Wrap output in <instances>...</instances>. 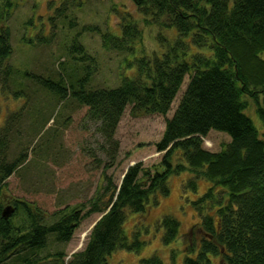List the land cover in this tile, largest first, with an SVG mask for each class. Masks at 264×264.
I'll list each match as a JSON object with an SVG mask.
<instances>
[{"label":"trees","instance_id":"16d2710c","mask_svg":"<svg viewBox=\"0 0 264 264\" xmlns=\"http://www.w3.org/2000/svg\"><path fill=\"white\" fill-rule=\"evenodd\" d=\"M133 1L144 23L161 29L160 50L149 57L137 56L142 34L131 17H124L120 34L102 36L105 50L128 55L116 87L90 88L97 63L77 40L67 49V56L76 62L73 74L61 75V69L53 79L22 73L38 90L52 96L56 106L46 118L51 107L39 106L18 84L13 96H23V102L6 114L0 128V193L5 181L28 159V147L19 141L17 155L8 161L22 116L26 115L37 140L66 101L74 109L85 108V121L95 124L101 138L112 144L107 152L112 161L118 148L114 135L126 107L133 117H165L188 77L177 109L165 120L163 136L156 144V152L163 153L161 162L151 168L141 163L128 167L119 187L104 175L105 185L97 197L87 206L56 213L49 225L35 204L9 202L14 212L6 219L1 216L6 206L0 205V264H108L118 250L138 252L143 244L137 238L128 242L123 233L127 212L145 214L150 205L158 204V198L168 196L169 179L185 172L192 176L185 190L195 192L200 180L211 187L193 203L201 238L189 242L187 250L195 255L185 258L184 264H264V131L257 130L245 115L250 101L264 125L259 101L264 97V0ZM13 7L11 0H0V90L6 93L8 83L15 85L14 69L7 64L13 49L6 23ZM21 42L30 48L49 45L50 34H24ZM210 132L229 138L217 153L203 148ZM92 214L101 217L82 252L70 255L66 263L63 252H50V238L68 244L79 221ZM159 227L165 245L178 238L180 224L173 217H165ZM142 264L161 263L153 257Z\"/></svg>","mask_w":264,"mask_h":264},{"label":"rangeland","instance_id":"374dc122","mask_svg":"<svg viewBox=\"0 0 264 264\" xmlns=\"http://www.w3.org/2000/svg\"><path fill=\"white\" fill-rule=\"evenodd\" d=\"M11 2L14 7L10 9L11 15L6 24L10 31L13 52L7 64L14 69L15 85L8 83L7 93L0 90V128L6 114L19 109L23 102V96H13V93L19 90V83L25 88L24 93L33 96L32 101H37L42 108L51 107L45 116L54 113L55 99L38 90L31 81L25 80L21 75L27 71L56 79L61 69V75L73 74L72 69L76 62L67 56V49L74 40L80 42L85 54L93 57L97 63L90 81L92 89L113 88L119 84V76L124 70L122 63L128 55L105 50L102 47V36L108 33L120 34L124 17H131L142 34V45L136 46L137 56L144 53L149 57L153 52L160 50L157 36L161 29L144 23L133 0ZM28 20L30 24H26ZM38 32L50 34L49 45L33 48L23 45L21 39L24 34L30 37ZM261 58L264 59V54ZM188 81L189 78L186 77L170 112L165 117H133L130 107H126L114 135L118 148L112 161L107 155V152L112 150V144L101 138L95 124L85 121V108L74 109V105L66 101V105L59 109L54 122H50L46 127L48 131L42 137H37V140L30 133L31 126L28 125L30 122L25 118L26 115L22 116L20 135L12 137L8 161H12L17 155L19 141L28 147V159L5 181L0 193L2 208L10 205L9 202L13 200L35 204L46 214L49 225L57 218L53 217L56 213L65 214L79 209L81 205L87 206L91 199L97 197L105 185L104 175L110 177L113 184L119 187L128 167L141 163L144 168H151L159 164L163 153L156 152V144L163 136L165 120L170 119L177 109ZM259 101L264 107V97H259ZM27 108L26 104L25 110ZM245 115L251 119L257 130L264 131L256 107L250 101ZM228 143L229 138L226 135L210 132L203 139V148L217 153ZM179 159L180 157H176V161ZM182 163L184 164L183 161ZM191 178L189 172L172 176L169 179L167 197L158 198V204L150 205L145 214L127 212L123 233L128 242L137 238L143 244L142 248L138 252L118 250L109 257L108 264H142V261L153 257L158 258L161 264H184L185 258H193L195 254L187 250L188 244L192 239L201 238V234L196 230L200 217L193 203L207 192L211 184L200 180L197 182V190L190 192L185 190L184 186ZM85 211L80 212V215ZM168 216L176 219L180 228L178 238L165 245L162 241L164 231L159 225ZM100 217L101 215L92 214L80 220L68 244H57L50 238V252H63L65 263L70 255L82 252L91 229Z\"/></svg>","mask_w":264,"mask_h":264},{"label":"water","instance_id":"95a60500","mask_svg":"<svg viewBox=\"0 0 264 264\" xmlns=\"http://www.w3.org/2000/svg\"><path fill=\"white\" fill-rule=\"evenodd\" d=\"M14 212V208L13 207H11V206H6L3 210H2V212H1V216L3 217V218H7L8 216H10L12 213Z\"/></svg>","mask_w":264,"mask_h":264}]
</instances>
